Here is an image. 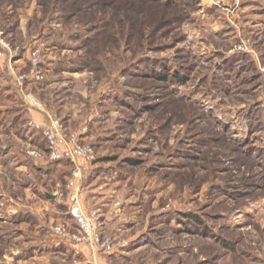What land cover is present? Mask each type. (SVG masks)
Listing matches in <instances>:
<instances>
[{"label": "rangeland", "instance_id": "1", "mask_svg": "<svg viewBox=\"0 0 264 264\" xmlns=\"http://www.w3.org/2000/svg\"><path fill=\"white\" fill-rule=\"evenodd\" d=\"M9 84L0 264H264V0H0ZM52 120L92 151L81 201L111 253L53 233L77 227Z\"/></svg>", "mask_w": 264, "mask_h": 264}, {"label": "built area", "instance_id": "2", "mask_svg": "<svg viewBox=\"0 0 264 264\" xmlns=\"http://www.w3.org/2000/svg\"><path fill=\"white\" fill-rule=\"evenodd\" d=\"M31 64L32 71L30 75H32V78H38V74H41L40 68L44 64L43 59L39 55V51L32 53ZM28 98L31 104L42 109L41 105L32 96H28ZM59 126V121L52 120V123L42 127V134L48 142L51 160L67 159L75 165L69 177L68 187L70 189L69 215L77 228H74L75 231H73L69 224L60 223L53 228V233L58 238L72 242L74 246L89 243L94 250L101 247L105 251L110 252L112 250L110 241H102L100 236L99 217L95 213H88L84 209L81 201L83 172L79 161L80 159H92V151L90 148L80 143V134L77 131L69 134H61L58 129ZM61 145L65 146V148L61 149ZM29 152L34 156H42L40 152L36 150H31Z\"/></svg>", "mask_w": 264, "mask_h": 264}, {"label": "trees", "instance_id": "3", "mask_svg": "<svg viewBox=\"0 0 264 264\" xmlns=\"http://www.w3.org/2000/svg\"><path fill=\"white\" fill-rule=\"evenodd\" d=\"M6 69V68H5ZM11 89H14L10 84L9 85H6V86H3L1 87L0 85V97L3 96L5 97L6 99L10 98V94L8 92H10ZM9 94V95H8ZM5 109H0V112H11V111H16V110H19L17 107H13V109H9L8 107H3ZM41 137H42V141L44 143H46V139L45 137L43 136V134H39ZM54 162H59V163H69L67 160L65 159H62V160H58V161H54Z\"/></svg>", "mask_w": 264, "mask_h": 264}, {"label": "crops", "instance_id": "4", "mask_svg": "<svg viewBox=\"0 0 264 264\" xmlns=\"http://www.w3.org/2000/svg\"><path fill=\"white\" fill-rule=\"evenodd\" d=\"M18 57V56H17ZM19 58V59H18ZM15 61V63L18 65V62H21L20 65L18 66H21L20 68L23 69L24 65H23V60H21L22 57H18ZM8 69H10L8 66H7ZM6 68V69H7ZM11 71V70H10ZM11 73L15 76L16 73L12 72ZM31 117L34 119V120H37V121H40V122H46L48 119H47V116L39 113V112H31Z\"/></svg>", "mask_w": 264, "mask_h": 264}]
</instances>
